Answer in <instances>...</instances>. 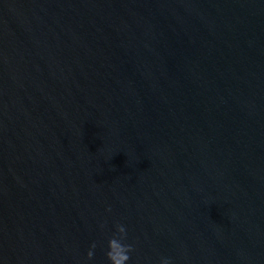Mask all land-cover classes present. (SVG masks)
<instances>
[{"label": "water", "instance_id": "obj_1", "mask_svg": "<svg viewBox=\"0 0 264 264\" xmlns=\"http://www.w3.org/2000/svg\"><path fill=\"white\" fill-rule=\"evenodd\" d=\"M113 235L264 264V0H0V264Z\"/></svg>", "mask_w": 264, "mask_h": 264}, {"label": "clouds", "instance_id": "obj_2", "mask_svg": "<svg viewBox=\"0 0 264 264\" xmlns=\"http://www.w3.org/2000/svg\"><path fill=\"white\" fill-rule=\"evenodd\" d=\"M125 233V228L123 226H117V234ZM132 251V247L124 242L118 241V235H113L108 240V251L106 253V257L108 261H111V264H127L129 260V255ZM89 257L93 254L91 252L88 253ZM163 264H169L167 260L163 261Z\"/></svg>", "mask_w": 264, "mask_h": 264}]
</instances>
